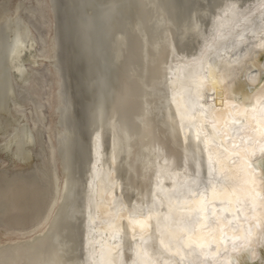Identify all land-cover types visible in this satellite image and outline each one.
<instances>
[{
    "label": "bare ground",
    "instance_id": "6f19581e",
    "mask_svg": "<svg viewBox=\"0 0 264 264\" xmlns=\"http://www.w3.org/2000/svg\"><path fill=\"white\" fill-rule=\"evenodd\" d=\"M101 1L116 4L115 0ZM212 1L216 8L222 7L219 10L215 8V11H209L204 0H184L183 5H187L181 10L180 4L179 6L176 4V7L175 4H168L166 0H130L132 9L126 22L112 29L110 49L115 63L120 64V60L126 57L127 67L122 70L123 75L128 79L133 78L127 85L118 75L112 88L119 95L117 99L125 97L123 92L128 88L131 93L128 96L131 99L123 104L124 108L115 102L104 104V101L99 102L98 107L94 108L97 104L94 100L96 94L90 97L87 95L85 98L80 95L84 110H93L92 114L85 118L88 124L87 134L82 142L85 156L80 167L82 170L80 177L77 175L76 164L64 162V156L60 154L64 143L72 139V131L69 130V108L65 101L66 80L65 75L60 71L59 32L63 27L61 21L63 14L60 13L58 16L53 0H0V79L5 83V89H0V95L7 92L5 104L0 107V112L3 115L10 114L9 116L12 115L14 119L11 116L10 120L0 122V126L2 125L0 127V200L5 203L2 210L5 219L3 223L0 222V264H90V261L96 260V252L93 251L94 228L105 220L99 218L97 212L101 197L119 203L121 192L125 193L129 188H133L129 178L127 183L122 182L125 184L123 188L120 186L117 197L112 192L110 197H106L108 189L102 191L101 184L105 185V180L109 181V179H106V174L103 173L98 175L97 185L101 191L96 197V185L82 188L88 181V176L93 178L97 174L101 160L97 140L103 130L111 132L108 151L111 156L107 160L116 162L115 158L123 157V169L128 173L132 170L135 178H141L139 181L144 183L141 200L145 199L149 206L157 209L162 201L152 195L157 185H161L164 192H161V196L164 195L175 203L181 193H187V184L193 183L196 179L199 163L195 151L190 148L181 132H185V129L193 124L192 115L196 104L194 92L197 87L192 81L184 84L183 80H178L177 95L182 97L181 101L178 103V108L166 109L165 113L159 109L164 107L168 97L158 95L159 90L165 89L171 69L176 70L178 64L182 62L186 64L199 62L201 50H206L210 43L224 37L243 20V16L264 6V0H243L240 5L241 11L237 12L234 5L238 0ZM28 2L38 8L40 16L45 17L46 22L42 23L44 32L40 34L20 16ZM40 4L43 5L42 11ZM69 4L70 9L67 12L82 21L78 18L80 0L70 1ZM58 7L57 5V10ZM64 8L65 6H62V9ZM87 13L91 14L90 11ZM162 16H165L167 21L160 30L157 22ZM78 20L75 19L69 25L72 36L70 54L73 57L70 60H74L71 63L74 70L80 58L94 61L92 44H84L82 48L75 46V35L79 31L86 30L85 25L89 23L86 20L81 24ZM155 25L162 36L155 35L157 33L153 31ZM147 33L155 49L159 46L163 48L160 55L155 53L154 60L144 55L143 48L147 42ZM169 34H175L172 41ZM42 39L44 48L41 46ZM129 42L132 43L131 54L128 53ZM41 73L47 74L43 96L47 109L40 110L45 127H34L33 123H36L33 116L34 107L26 105L27 103L16 95L13 82L35 90L39 88L37 77ZM86 74L80 70L76 72L78 84L84 82L78 79L82 77H90L89 83L94 84L95 77L90 73ZM234 75L235 73L231 72L227 79ZM151 83L153 88L149 87ZM219 85L218 81L213 83L212 87L220 91L222 88ZM130 89L134 90L133 93ZM153 96H157L155 101L148 103ZM219 101L221 102V99ZM154 106L156 108L153 111ZM243 106L244 104L237 105V108ZM125 108L126 110L123 111ZM119 110L121 114L117 116L119 119L115 120L113 116H116ZM244 114L264 126L259 109L256 107H247ZM159 115L164 118L158 119ZM218 116L217 121H226L222 111L218 112ZM107 117H109L108 122L103 125L102 122ZM167 118L172 119L177 128H169L165 123ZM82 126L83 121L80 124V127ZM45 128L46 133L43 131ZM227 129L231 132L229 122ZM36 133H40L42 140L36 137ZM206 141L211 144L212 136L207 137ZM146 142L151 148L148 152L143 151V144ZM21 144L22 148L18 150ZM49 150L53 155V175L50 170L47 171L51 176L49 183L46 185L31 177H22L29 169L41 171L40 163ZM214 151L219 159V172L242 180V183L233 187L220 185L217 188L216 186V191L210 194L227 207L241 195L247 194L249 183L255 181L254 170L249 169L246 158L230 166L227 156L223 155L220 148ZM35 153L41 161L35 158ZM169 181L173 182L166 185L165 182ZM167 192L169 194H166ZM92 194L99 206L93 220L89 218L90 222H88L85 217L87 208H82L83 210L80 211L77 208L80 197L87 196L91 205ZM198 200L201 203L205 202L202 195ZM252 206L258 209L257 227L250 236V242L255 246L264 229V199L261 198ZM76 210L80 214H77ZM165 210L164 212L162 209L158 210L162 212L159 214L153 213L158 227L149 235L134 242L124 240L116 252L111 254L110 264H126L125 260L131 255L134 256L132 264H137L138 251L142 254L140 261L143 264H175L177 259L173 262L170 261L171 257H175L176 253L180 252L194 256V249L186 244L194 243V238L199 240L203 237L201 231H193L197 215L194 211L175 214L171 209ZM185 232L190 237L187 238ZM120 238L118 230L111 231V242H118Z\"/></svg>",
    "mask_w": 264,
    "mask_h": 264
},
{
    "label": "water",
    "instance_id": "95a60500",
    "mask_svg": "<svg viewBox=\"0 0 264 264\" xmlns=\"http://www.w3.org/2000/svg\"><path fill=\"white\" fill-rule=\"evenodd\" d=\"M53 1L58 16L60 13L63 14L61 20L63 27L59 32V48H61L60 71L65 75V101L69 108V130L72 131V139L68 138L69 141L64 143L60 154L64 156V162L69 161L71 165L76 164L77 175L81 177L82 170L80 167L85 156L82 142L87 134L88 124L85 118H88L93 110H84L85 107L80 102V95L85 98L87 95L90 97V95L96 94L94 100L97 104L94 108L98 107L101 101H104V104L115 102L122 107L123 104L131 99L128 96L131 94L128 88L123 92L125 97H122V99H117L119 95L112 88V84L118 75L127 85L133 78L130 77L128 79L123 75L122 70L127 67L126 57L120 60V64L113 61L110 37L114 26H119L120 23L126 22L132 6L130 0H115L116 4L113 5L110 2L106 3L101 0H80L78 18L82 21H79L74 14L67 12L70 9L69 2L73 0ZM166 2L175 4V6L180 4L179 9L181 10H184L185 5H187H183L184 0H166ZM204 2L209 11L219 10L222 7L216 8L214 1L211 2V0H204ZM242 2L243 0H238L235 3L234 6L237 12L241 11L240 5ZM32 5L28 2V5L23 7L20 16L24 22L29 23L40 34L44 32V24L42 23L46 22L45 17L40 16L38 8ZM57 5L59 6L58 10ZM42 6V4L39 5L41 11ZM62 6H65V8L62 9ZM88 11L91 14H88ZM75 19L81 24L86 20L89 21L85 25L86 30L79 31V33H84H78L79 35L77 34L73 37L76 47L82 48L85 46L84 44H92L94 54L92 58H94V61L79 57L78 66L74 70L71 67V63L74 60H70L72 57L70 54L72 36L70 35L69 25ZM166 21L167 18L162 16L157 22V27L161 30ZM153 31L157 32L155 35L162 36L161 32L156 29V25ZM169 35L170 41H172L175 34ZM149 37L147 33V42L143 51L147 58L154 60L155 53L160 55L163 48L159 46L155 49L151 45ZM41 43L44 48L43 39ZM131 46V42L127 43V47L130 48L129 54L132 52ZM200 53L201 60L199 62L193 64L182 62L178 64L176 70L171 69L167 76L165 89H160L158 94L162 97H168L165 100L164 107L159 109L165 113L166 109L178 108V103L181 101L182 97L177 95L178 80H183L184 84L192 81L194 86L197 87L194 92L196 104L195 112L192 115L193 124L189 123L190 127L186 128L185 132H181L190 148L195 151L194 154L199 163L196 179L193 183L187 184V193H181V196L177 197L176 203L164 195L161 196V192L164 193L161 185L155 186L152 195L157 199H162V201L158 207L159 209H154V206H149L145 199L141 200L144 183L139 181L140 177L135 178L133 176L135 173L132 170H129L130 173H128L123 169V157L121 159L115 158L116 162L107 160L111 156V154H108L111 132L109 130L101 131L97 140L100 148L99 159H101L97 167V174L93 178L88 176V181L84 183L82 188L96 185V197L98 192L100 194L101 191L99 190V185H97L99 184L98 175L103 173V175L106 174V179H109V181L105 180V185L101 184L102 191L108 189L106 190V197H110L111 192L117 197L120 193V186L123 188V184H125L122 182L127 183L129 178V182L132 183L134 189L129 188L127 192H121L119 203L112 202L113 199L107 201L102 196L100 206L96 203L97 199L93 194L91 196V205L87 196L85 198L80 197L77 209L80 211L87 208L85 217L88 220L85 217L83 219L88 222L93 220L97 206H99L97 211L99 218L105 219L101 223L96 222L98 224L94 228L95 239L93 240L95 242L93 251L96 252V260L90 261V264H110L111 254L116 252L124 240L134 242L149 235L157 228L158 223L153 213H162L166 211V208L167 210L175 211V214L183 211H194L197 219L193 231H201L203 235L202 239L197 240L194 238V243L186 244L191 249H194L195 255L190 256L183 252L176 253L175 257H171L170 260L174 262L177 259L175 264H264V229L255 246L250 242V236L257 227L258 210L252 204L259 202L261 198L264 199V126L256 119H251L244 114L247 107L254 106L259 109L261 120L264 123V6L247 16H243V20L235 28L227 32L221 39L210 43L209 47L206 50H201ZM202 57H204L203 60ZM63 61L65 64H63ZM211 69L214 71H211ZM79 70L84 72L85 75L90 73L94 76V84L89 83L90 77L78 78L84 81L78 84L76 72ZM231 72H234L235 75L227 79ZM46 76L47 74L41 73L37 77L39 88L35 90L13 82V89H15L16 95L25 101L26 105L34 107L35 113L33 116L36 120V123H33L34 127H45L44 117L40 110L41 108L47 109V104H45L43 98L47 82ZM218 81L219 86L222 88L220 91L212 87V84ZM152 85V83L149 84V87L153 88ZM0 89H5V83L1 79ZM130 90L133 93L134 90ZM6 96V91L0 95V107L5 104ZM156 97L153 96L151 100H148V103L155 101ZM219 99H221V102ZM242 104H244L243 107L237 108V105ZM155 108L156 106L152 108L153 111ZM219 111L223 112L225 122L217 121ZM120 114V110L116 112V116H113L115 120L119 119L117 116ZM9 115H3L0 112V122L10 120L12 115ZM160 118L164 117L159 115L158 119ZM108 119L109 117L102 124H107ZM81 121H83L82 127H80ZM228 122L231 132L227 129ZM165 123L169 128H177L176 123L172 119L167 118ZM43 131L46 133V128ZM36 135L37 138L42 140L40 133H36ZM210 136H212V143L208 144L206 138ZM21 148L22 144L18 146V150H21ZM219 148L223 155L227 156L230 166L236 164L242 158H246L249 169L254 170L255 181L249 183L247 194L241 195L238 200L233 202V204L227 205V207H224L221 201L216 197H211L210 194L212 191H216V186L217 188L220 185L233 187L242 183V180L235 179L230 175H222L219 172V159L216 151H214ZM150 149L147 142L143 144V151L146 150L148 152ZM35 158L41 161V158L36 153ZM47 158L48 160L46 161ZM40 164L42 165L41 171L29 169L27 174L22 177L28 176V178L31 177L47 185L51 179L47 171L50 170L51 175H53V155L51 150L48 151L47 156L43 158ZM107 165H110V167ZM86 180L87 178H85ZM170 182L173 181L165 182V184L168 185ZM166 194H169V192ZM201 195L205 202L201 203L198 200ZM4 207L5 203L0 200V222L2 223L5 219V214L2 211ZM136 207L138 208L135 211ZM161 209L162 212H159L158 210ZM78 210H76L77 214H80ZM114 230H118L121 235L118 242H111V231L113 232ZM185 235L187 238L190 237L186 232ZM246 249H251V251H245ZM108 256L110 257L108 258ZM141 257L142 254L138 251L137 264H143L140 261ZM133 259L134 256L131 255L125 260L126 264H132Z\"/></svg>",
    "mask_w": 264,
    "mask_h": 264
},
{
    "label": "snow or ice",
    "instance_id": "6c2138e0",
    "mask_svg": "<svg viewBox=\"0 0 264 264\" xmlns=\"http://www.w3.org/2000/svg\"><path fill=\"white\" fill-rule=\"evenodd\" d=\"M254 163V162H253ZM250 168H251V165H250ZM245 251H248V252H250L251 251V249H246Z\"/></svg>",
    "mask_w": 264,
    "mask_h": 264
}]
</instances>
